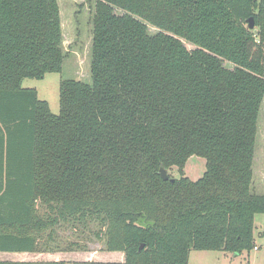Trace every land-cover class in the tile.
Instances as JSON below:
<instances>
[{"label": "trees", "instance_id": "obj_1", "mask_svg": "<svg viewBox=\"0 0 264 264\" xmlns=\"http://www.w3.org/2000/svg\"><path fill=\"white\" fill-rule=\"evenodd\" d=\"M62 43L57 0H0V252L80 249L41 243L58 224L124 253L72 264L251 251L264 0H94L91 81L61 80L55 114L22 81L60 72ZM192 155L206 161L197 180L182 170Z\"/></svg>", "mask_w": 264, "mask_h": 264}, {"label": "rangeland", "instance_id": "obj_2", "mask_svg": "<svg viewBox=\"0 0 264 264\" xmlns=\"http://www.w3.org/2000/svg\"><path fill=\"white\" fill-rule=\"evenodd\" d=\"M60 10L63 43L62 48L65 58L60 72H48L43 78H25L22 86L35 88L41 99L47 100L53 113L59 112V84L64 79H77L90 83V65L92 53V19L94 0H57ZM119 12V10H117ZM151 34L157 29L149 27ZM188 49L195 46L186 40H182ZM228 67L232 64L225 62ZM206 168L203 157L192 155L188 158L182 170L192 180L199 179ZM253 177L251 191L256 194H264V99L260 105L255 153L253 159ZM169 176L180 177L179 169H168ZM3 230V229H0ZM13 230V228H8ZM42 244L47 248L66 246L69 242L79 241L80 249L72 247L67 251H38V252H0V259H20L29 261H46L56 259L64 261V264H72L74 260L80 261H114L122 263L124 253H112L104 249L102 241H98L91 232L74 231L68 226L57 225L54 229L46 230L43 234ZM254 241L259 250H251L235 255L225 251H210L192 249L188 264H264V213L254 215ZM82 247H86L83 249ZM117 260V261H116Z\"/></svg>", "mask_w": 264, "mask_h": 264}, {"label": "water", "instance_id": "obj_3", "mask_svg": "<svg viewBox=\"0 0 264 264\" xmlns=\"http://www.w3.org/2000/svg\"><path fill=\"white\" fill-rule=\"evenodd\" d=\"M248 27H249V29H252L254 27L253 18H249L248 19ZM159 175H160V177L163 180H170L172 182L174 181V178H171L169 176L168 170L164 166H161L160 167V169H159ZM140 247H142V246H140Z\"/></svg>", "mask_w": 264, "mask_h": 264}, {"label": "crops", "instance_id": "obj_4", "mask_svg": "<svg viewBox=\"0 0 264 264\" xmlns=\"http://www.w3.org/2000/svg\"><path fill=\"white\" fill-rule=\"evenodd\" d=\"M254 244H255V247H257V249H255V247L253 248V250H259V247L256 245V243H255V241H254ZM112 253H117V252H121V251H111ZM18 253H27V252H18ZM122 253V252H121ZM191 253V252H190ZM189 256H190V254H189ZM12 260H18V259H12ZM20 260V259H19ZM52 260H57V258L55 259H52ZM117 261V260H116ZM121 261H124V256H123V258H122V260ZM189 261V260H188Z\"/></svg>", "mask_w": 264, "mask_h": 264}, {"label": "built area", "instance_id": "obj_5", "mask_svg": "<svg viewBox=\"0 0 264 264\" xmlns=\"http://www.w3.org/2000/svg\"><path fill=\"white\" fill-rule=\"evenodd\" d=\"M255 249H257V247H255Z\"/></svg>", "mask_w": 264, "mask_h": 264}]
</instances>
